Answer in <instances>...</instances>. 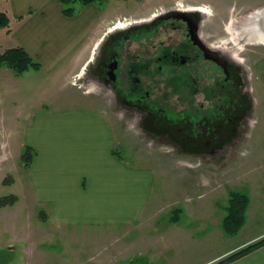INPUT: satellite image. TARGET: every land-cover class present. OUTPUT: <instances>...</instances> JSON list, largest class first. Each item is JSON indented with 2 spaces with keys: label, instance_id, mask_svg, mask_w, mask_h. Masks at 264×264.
<instances>
[{
  "label": "rangeland",
  "instance_id": "1",
  "mask_svg": "<svg viewBox=\"0 0 264 264\" xmlns=\"http://www.w3.org/2000/svg\"><path fill=\"white\" fill-rule=\"evenodd\" d=\"M93 4L101 18L154 17L172 8L206 9L204 12L191 10L200 12L202 38L222 51L223 56L240 63L252 102L249 126L226 159L214 164L200 153L185 152L187 148L181 147V150L169 140L145 132L137 124V118L112 108L107 93L99 94L98 88L88 81L82 84L85 76H70L67 81L76 89L96 92L93 98L77 101L108 111L117 140L115 155L133 167L153 172L151 199L137 222L76 230L51 225L42 211L22 209L21 202L18 207L7 205L5 211L0 210V264H191L209 252L214 256L223 247L238 246L247 238V231L227 235L221 224L230 193L235 190L246 194L254 183L259 186L256 175L260 176L264 170V40L255 36L257 31L264 36V24H257L255 20L256 13L264 8V0H103ZM71 6L75 8L73 15L83 8L79 2ZM124 24L122 19L118 20L116 27ZM234 65L231 67L235 68ZM209 66L219 69L213 62L202 61L201 69ZM27 74L31 73H25L24 79L17 80L11 89L0 83V154L4 156L0 159V175L9 169L10 173L5 175L8 183L25 172L20 159L13 156L18 133L14 121L26 109L23 102L29 99L27 105L38 103L42 97L38 90L42 75H31L32 80H28ZM163 89L169 95L158 101L172 110L175 103L171 88L165 83ZM152 90L154 97H160V90ZM42 101L47 107L63 104V99ZM8 154L11 159L4 163ZM247 159L249 163L245 166ZM242 171H249L250 182L242 176ZM255 186L253 190L259 191ZM18 187L19 184L10 186L0 182V196ZM206 219L210 221L203 222ZM160 235L166 238V243L153 241ZM188 236L195 241L182 239ZM263 238L264 235L255 241Z\"/></svg>",
  "mask_w": 264,
  "mask_h": 264
},
{
  "label": "crops",
  "instance_id": "2",
  "mask_svg": "<svg viewBox=\"0 0 264 264\" xmlns=\"http://www.w3.org/2000/svg\"><path fill=\"white\" fill-rule=\"evenodd\" d=\"M82 7L77 15L66 16L60 0H0V10L11 19V31L0 28V51L21 46L40 64L37 70L30 69L18 76L3 66L0 83L11 89L17 80L24 79L25 73H31L27 74L28 80H32L31 75H42L38 89L41 99H63V104H48V107L41 104V99L34 104L27 105L29 99L23 102L26 109L14 121L18 133L13 156L21 161L26 145L34 150V155L28 166L21 161L25 168L23 176H14L7 183L19 184L10 193L17 199L9 206L18 207L21 202L22 209L42 211L51 225L74 230L137 222L151 199L154 182L150 169L133 167L113 153L117 140L108 111L77 101L93 98L96 92L76 89L67 81L70 76L88 75L106 29L115 21L128 18H101L93 3ZM87 80L94 86L92 78ZM1 158H4L2 154ZM10 159L8 154L4 163ZM2 169L5 170L4 166ZM6 173H10L9 169L0 175L3 184ZM241 174L250 182L249 171ZM256 177L259 186L254 183L246 193L248 204L239 229L247 231V238L236 247H223L214 256L209 252L191 264H213L238 250L240 245L264 235V170ZM254 186L260 190L254 191ZM6 206H0V210L5 211ZM206 221L210 219L203 220ZM176 227L179 231L178 224ZM161 235L153 241L166 243ZM182 239L191 243L195 238ZM193 250H196L194 245ZM224 264H264V244Z\"/></svg>",
  "mask_w": 264,
  "mask_h": 264
},
{
  "label": "flooded vegetation",
  "instance_id": "3",
  "mask_svg": "<svg viewBox=\"0 0 264 264\" xmlns=\"http://www.w3.org/2000/svg\"><path fill=\"white\" fill-rule=\"evenodd\" d=\"M191 9L162 10L106 29L81 83L92 78L97 92L110 96L112 108L137 118L145 132L217 164L249 126V84L238 61L202 38L200 15ZM203 60L219 69H201ZM165 83L172 110L158 101L169 95Z\"/></svg>",
  "mask_w": 264,
  "mask_h": 264
},
{
  "label": "trees",
  "instance_id": "4",
  "mask_svg": "<svg viewBox=\"0 0 264 264\" xmlns=\"http://www.w3.org/2000/svg\"><path fill=\"white\" fill-rule=\"evenodd\" d=\"M100 1L103 0H60V3L63 6V14L66 16H72L75 8L71 6V4L79 2L84 6ZM0 28H5L7 32L11 31V19L4 10H0ZM3 66L11 69L12 72L18 76L30 69L37 70L40 67V64L35 61L23 47L16 45L0 51V68ZM33 155L34 150L30 146L26 145L20 156L24 166H28L30 164ZM7 179L8 177L6 176L4 178V183H8ZM16 199L17 197L14 194L0 196V206L13 204ZM228 202L229 203L226 206L227 213L222 219L221 226L227 235L233 236L239 231L244 222V212L248 204V197L240 191L233 190L230 193ZM262 244H264V238L238 249L213 264H224L227 261L244 255Z\"/></svg>",
  "mask_w": 264,
  "mask_h": 264
},
{
  "label": "bare ground",
  "instance_id": "5",
  "mask_svg": "<svg viewBox=\"0 0 264 264\" xmlns=\"http://www.w3.org/2000/svg\"><path fill=\"white\" fill-rule=\"evenodd\" d=\"M193 8V7H192ZM193 10H198V11H200V12H204L205 10L204 9H201L200 7H195V8H193ZM206 13V12H205ZM256 20V22H257V24H259V19H258V15H257V18L255 19ZM263 24V23H262ZM117 27H120V26H117ZM261 28L259 27V30H260ZM261 31V30H260ZM258 32V33H257ZM256 32V34L257 35H255V33H254V31H253V33H254V35L257 37V38H259V39H261V40H264V36L261 34V32H259V31H257ZM263 34H264V32H262Z\"/></svg>",
  "mask_w": 264,
  "mask_h": 264
},
{
  "label": "water",
  "instance_id": "6",
  "mask_svg": "<svg viewBox=\"0 0 264 264\" xmlns=\"http://www.w3.org/2000/svg\"><path fill=\"white\" fill-rule=\"evenodd\" d=\"M258 15L259 23L264 24V8H262L259 12L256 13Z\"/></svg>",
  "mask_w": 264,
  "mask_h": 264
}]
</instances>
